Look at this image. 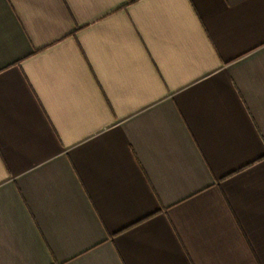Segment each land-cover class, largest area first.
<instances>
[{
	"label": "crops",
	"instance_id": "crops-1",
	"mask_svg": "<svg viewBox=\"0 0 264 264\" xmlns=\"http://www.w3.org/2000/svg\"><path fill=\"white\" fill-rule=\"evenodd\" d=\"M0 264H264V0H0Z\"/></svg>",
	"mask_w": 264,
	"mask_h": 264
}]
</instances>
